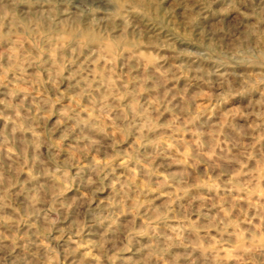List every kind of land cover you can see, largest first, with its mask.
<instances>
[{"label": "clouds", "instance_id": "1", "mask_svg": "<svg viewBox=\"0 0 264 264\" xmlns=\"http://www.w3.org/2000/svg\"><path fill=\"white\" fill-rule=\"evenodd\" d=\"M0 264H264V0H0Z\"/></svg>", "mask_w": 264, "mask_h": 264}]
</instances>
